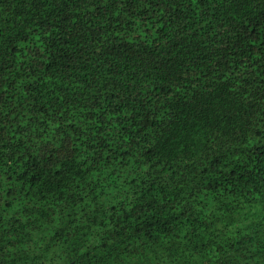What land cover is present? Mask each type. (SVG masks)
<instances>
[{
  "label": "trees",
  "instance_id": "obj_1",
  "mask_svg": "<svg viewBox=\"0 0 264 264\" xmlns=\"http://www.w3.org/2000/svg\"><path fill=\"white\" fill-rule=\"evenodd\" d=\"M0 264H264V0H0Z\"/></svg>",
  "mask_w": 264,
  "mask_h": 264
}]
</instances>
